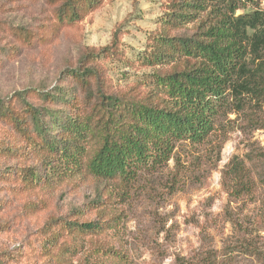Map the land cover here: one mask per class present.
Returning <instances> with one entry per match:
<instances>
[{
	"label": "trees",
	"instance_id": "1",
	"mask_svg": "<svg viewBox=\"0 0 264 264\" xmlns=\"http://www.w3.org/2000/svg\"><path fill=\"white\" fill-rule=\"evenodd\" d=\"M163 1L158 27L127 64L150 69L144 78L131 80L125 70L120 84L110 75L103 58L119 54L115 37L106 46L82 45L53 85L0 98V180L40 190L74 179L129 185L171 159L179 164V145L206 140L229 110L264 106L262 0ZM47 3L51 10L34 24L0 23L12 36L1 51L12 56L41 47L50 57L82 16L74 0ZM223 185L231 195L255 193L243 160L226 165ZM110 196L100 192V199ZM104 204L93 218H48L24 246H0V264H70L74 257L81 264H127L124 254L101 244L85 249L87 237L114 225Z\"/></svg>",
	"mask_w": 264,
	"mask_h": 264
},
{
	"label": "rangeland",
	"instance_id": "2",
	"mask_svg": "<svg viewBox=\"0 0 264 264\" xmlns=\"http://www.w3.org/2000/svg\"><path fill=\"white\" fill-rule=\"evenodd\" d=\"M74 2L82 19L62 32L48 59L41 47L12 56L0 50V98L28 86L53 85L82 45L106 46L115 37L119 54L103 63L116 82H125V70L131 80L151 71L127 64L158 27L166 10L163 0ZM44 10H51L47 0H0V23L34 24ZM11 37L0 28V49ZM178 157L179 164L171 159L162 171L129 185L74 179L40 190L15 189L0 180V246H24L52 216L93 218L104 209L101 200L114 225L101 236L87 237L85 249L101 244L124 254L127 264H264V106L229 110L206 140L180 144ZM233 159L251 169L252 196L231 195L224 188V170ZM102 190L111 196L100 199ZM79 261L74 257L70 264Z\"/></svg>",
	"mask_w": 264,
	"mask_h": 264
},
{
	"label": "water",
	"instance_id": "3",
	"mask_svg": "<svg viewBox=\"0 0 264 264\" xmlns=\"http://www.w3.org/2000/svg\"><path fill=\"white\" fill-rule=\"evenodd\" d=\"M238 13H239V11H238Z\"/></svg>",
	"mask_w": 264,
	"mask_h": 264
}]
</instances>
